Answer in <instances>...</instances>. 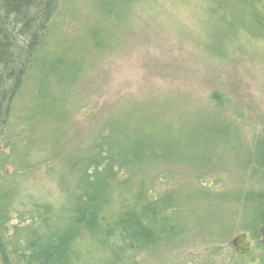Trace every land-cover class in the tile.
Masks as SVG:
<instances>
[{
  "label": "rangeland",
  "instance_id": "rangeland-1",
  "mask_svg": "<svg viewBox=\"0 0 264 264\" xmlns=\"http://www.w3.org/2000/svg\"><path fill=\"white\" fill-rule=\"evenodd\" d=\"M210 1L131 2L122 26L110 20L111 32L119 41L103 53H94L85 30L98 14L94 0H60L50 41L58 48H70L87 68L71 92V102L60 106L66 110V123L55 124L58 110L53 118L45 114L17 126L18 131L25 130L19 137V155L0 168V183L16 188L6 236L12 234L14 225L28 224L31 215L41 213L47 203L54 209L58 206L63 217L62 208L68 202L62 193L67 185L64 180L70 177V157L86 155L98 144L106 150L107 135L115 146L125 149L154 148V156L160 158L132 164L131 181L143 180L149 196L166 207L160 213L168 217V226L146 250L125 248L130 253L124 263L116 235L108 238L107 245L94 242L82 230L77 240L86 264H206L211 241L230 240L242 228L250 230L243 223L248 214L237 210L241 197L235 191L257 189L264 180L259 174L249 179L250 168L246 170L232 156L222 162L218 154L217 163L200 164L203 153L195 151L193 143L196 127L216 114L214 92L250 118V124L242 128L249 140L264 126V42H260L261 35H244L240 25L236 37H231L234 31L214 16ZM24 103L32 110H48L52 105L35 98L32 91L26 93ZM22 109L19 115L25 114ZM165 143L177 149V154L170 149L162 157ZM2 145L1 140L0 149ZM236 151L237 157H244L241 148ZM207 167L220 177L211 173L212 177L199 180ZM129 173L119 172L118 177L128 179ZM15 247L11 260L26 251L22 242ZM24 255L27 258L30 253Z\"/></svg>",
  "mask_w": 264,
  "mask_h": 264
},
{
  "label": "trees",
  "instance_id": "trees-1",
  "mask_svg": "<svg viewBox=\"0 0 264 264\" xmlns=\"http://www.w3.org/2000/svg\"><path fill=\"white\" fill-rule=\"evenodd\" d=\"M137 1L141 0H94V10L99 16L96 13L95 22L85 26L94 53H103L119 41L117 35L111 32L113 28L110 20L116 19L120 22L117 26H122L129 9L126 5ZM59 2L0 0V141H3L0 168L11 164L13 158L19 155L18 145L22 141L19 137L23 136L25 130L18 131L17 126L25 124L28 118L44 117L45 114L53 118V114L61 110L60 115L54 117L57 120L55 124L66 123L67 119L63 117L66 110L60 106H64L66 100H71V92L81 80L82 71L84 74L87 68H83L84 64L75 58L70 48H58L50 41L49 36L60 14ZM210 2L214 16L234 31L231 37H236L241 26V32L247 37L248 33H255L261 35L260 42H264V0ZM107 39L110 41L106 42ZM82 57L84 60L85 55ZM28 91H32L38 100L49 101L51 107L48 110L45 107L41 110L28 108L24 103ZM211 98L216 114L208 118L209 122L204 121L201 127L195 129L194 150L203 153L199 163L223 162L232 156L231 160L246 170L250 168L251 176H247L249 179L259 174L264 180V126L249 140L242 128L250 124V118L233 102L223 99L218 92L212 93ZM20 108H23L25 114L17 113ZM110 137H106V150L98 144L91 150L89 148L90 154L88 152L86 155L70 157V177L64 180L67 185L65 193H62L68 202L62 208L63 217L58 214V206L54 209L53 204L47 203L43 205L44 209L38 211L41 212L38 216L31 215L30 222L21 228L14 225L12 234L6 236L8 227L11 228L8 226L11 221V200L16 194V188L9 182L0 183V264H86L81 257L80 240H77L82 230L94 242L107 245L108 238L116 235L122 244L124 254H121V263H124V258L130 253H126L125 248L131 252L146 250L161 233V229L167 228L168 217L161 214L166 207L149 196L143 180L136 184L131 181L132 164L160 157L154 156V148L150 147L129 150L120 144L115 146L116 143ZM166 145L163 151L165 154L161 155L164 158L170 149L171 153L177 150L167 148ZM238 148L242 149L243 158L237 157ZM216 156L219 160H216ZM100 163L104 166L102 169H99ZM113 165L118 170L116 174ZM122 171L130 172L126 176L128 179L118 177ZM200 173L199 180L212 177L211 173L220 177V173L208 167ZM235 194L241 197L240 201H236L238 212L248 214L245 227L254 230L263 227L264 183L257 189L250 187L245 191H235ZM110 204L117 207H110ZM20 242L30 255L26 258L23 252L21 257L17 255L11 260V254L17 251L15 245ZM9 246H12L11 249Z\"/></svg>",
  "mask_w": 264,
  "mask_h": 264
},
{
  "label": "flooded vegetation",
  "instance_id": "flooded-vegetation-1",
  "mask_svg": "<svg viewBox=\"0 0 264 264\" xmlns=\"http://www.w3.org/2000/svg\"><path fill=\"white\" fill-rule=\"evenodd\" d=\"M245 218V217H244ZM248 219L243 223L246 226ZM263 227H258L253 234L250 230H243L234 235L230 240L224 238L211 241L206 256V264H264V232ZM239 234H245L249 248L243 251L232 244V240ZM225 240V241H224ZM198 257V256H197Z\"/></svg>",
  "mask_w": 264,
  "mask_h": 264
},
{
  "label": "water",
  "instance_id": "water-1",
  "mask_svg": "<svg viewBox=\"0 0 264 264\" xmlns=\"http://www.w3.org/2000/svg\"><path fill=\"white\" fill-rule=\"evenodd\" d=\"M232 244L243 251H246L249 248V242L245 238V234H239L234 237Z\"/></svg>",
  "mask_w": 264,
  "mask_h": 264
}]
</instances>
